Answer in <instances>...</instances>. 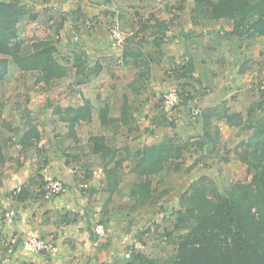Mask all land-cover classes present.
Instances as JSON below:
<instances>
[{
	"label": "trees",
	"instance_id": "obj_1",
	"mask_svg": "<svg viewBox=\"0 0 264 264\" xmlns=\"http://www.w3.org/2000/svg\"><path fill=\"white\" fill-rule=\"evenodd\" d=\"M195 1L200 9L193 11L194 17L233 19L232 29L225 32L227 38L249 40L264 36V13L253 16L243 13L247 11L253 0ZM31 11L32 7L22 3L21 0H0V89L9 74L11 61L22 72L18 80L25 83V77L29 74L33 75L34 83L42 86L41 91L48 89L54 79L71 73V66L63 64L56 54L58 47L53 35L58 34L66 21L64 12H60V16L55 17V32L52 35L35 40L30 54H21L24 39L19 35V22ZM36 15L33 14L31 17L34 19ZM148 26L149 24H143L140 29L145 30ZM153 27L156 35L154 42L161 46L167 36L169 25L166 21L155 18ZM159 30L163 31L161 35H157ZM137 37V34H133L126 39L122 59L127 61L132 58L137 67H143L139 72L138 82L139 87H145V83L150 79V63L153 61V56L144 50V38ZM73 66L76 67V74H81L80 83L88 81L102 69L100 64L88 66L80 55L75 56ZM244 70L245 68L241 69ZM194 72L192 60L185 65H176L172 69L175 79L188 76L196 78ZM200 91L197 89V94ZM181 96L186 100L189 98L184 92ZM48 106L52 107V113L67 126L65 134L55 135L57 147L69 161L78 163L85 154L77 150L80 142L77 127L82 121L92 120L90 101L86 99L83 105L64 107L48 100ZM4 107L5 100L0 97L1 118ZM15 107L21 109V103H15ZM130 108L131 105L125 99L122 113L116 118L109 116V105L105 104L99 111V119L103 125L110 124L115 129V136L91 133L88 137L91 152L100 157L103 165L107 200L113 197L124 177L127 176L132 183L129 194L135 200V207L155 204L159 195L157 186H154L153 176L181 172L187 160L185 156L187 152H201L195 162H199L201 157H217L219 160L228 161L230 154H233L245 165L251 178L232 182L226 188L207 174L192 181L180 196V207L175 214L173 213L175 218L172 220L171 228H166L164 232L156 230L160 233L161 239H168L175 245L173 257L154 256L141 247L133 246L125 263L114 260L99 264H264V91L262 90L260 98L249 104L245 113L233 110L229 101L224 99L217 104L195 110L194 116L189 113V117L201 120V133L191 135L187 139L178 134L168 135L161 142L144 145L134 151L128 145L113 143L119 126L126 125L130 131L139 127ZM22 113L23 123L20 125H15L14 121L4 118L2 120L0 167L14 160L9 153L13 143L21 145L22 150L35 147L39 155H43L44 148L37 146L42 138L39 123L29 109L24 107ZM221 121L240 130L248 129L250 132L234 147L227 148L221 143L219 125ZM152 122L176 126L175 122L168 120L165 115L155 116ZM220 145L226 154L221 153ZM17 159L19 165H23L21 159L19 157ZM128 160L130 163H126ZM47 164L48 159L45 157L38 169H42ZM81 166L86 167L85 179L91 178L93 175L91 164L82 162ZM41 182L40 195H44V185L47 181ZM25 189L26 185H23L20 192ZM95 190L96 188L91 190L92 193ZM20 194L19 197H23ZM3 216L5 217L6 214L4 213ZM63 218L67 222L70 221L68 215ZM146 231H150L149 228L142 233ZM11 247L9 243L4 244L0 240V264H6L3 259L7 253L12 254ZM17 264L37 263L24 260Z\"/></svg>",
	"mask_w": 264,
	"mask_h": 264
},
{
	"label": "crops",
	"instance_id": "obj_2",
	"mask_svg": "<svg viewBox=\"0 0 264 264\" xmlns=\"http://www.w3.org/2000/svg\"><path fill=\"white\" fill-rule=\"evenodd\" d=\"M45 5V7H48V5L55 6L53 10H44V8H39V5L38 9L35 10V14H37L36 18L31 20V24L35 25L37 29V31L34 30L36 33L32 36H41L40 34L44 33V37L26 40L27 38H23L26 36L24 29L20 25L21 20H24L26 16H23L19 22V35L21 39H24L21 49L22 55H28L33 51L32 43L35 40L44 39L53 34L51 29H54L55 17L60 16L62 7L60 3ZM67 25L65 23L61 27L56 37H59V33L61 34L63 30H68ZM97 39L93 44V46H96L91 51L97 54V60L94 65L100 64L102 66L97 75H93L88 81L80 83L81 74L77 75L76 67L71 66V73L69 75L54 79L51 82L52 84L53 82L57 83L61 81L64 85L63 90L66 89L65 95L67 97L66 101L63 102L62 100L61 102V105L64 107L83 105L86 99L90 101L93 118L91 121H82L77 127V134L80 139L77 150L79 149V152L85 154L82 159L79 160L78 164L69 161L66 155L57 147L55 135L49 138L43 137V129L40 124L38 126L42 133V138L37 146L44 148L43 155L40 156L36 148L33 147L32 149H25L27 157L26 155L19 157L22 152V147L19 144H16L13 149L11 148V152L9 151L10 155L13 154V157H19L23 165L18 170L12 171L9 177H4L5 179L1 180L0 194L2 198L7 200L5 204H9L16 212L12 217L1 216L4 218L1 231L11 241L8 243L14 251H12L11 255L8 253L5 255L4 262H7L8 258H10L9 261L11 262L9 263L12 264H17L24 260L34 261L37 264H99L103 261H113L118 258L122 261H127L129 257L128 251H131L133 246L144 248L146 252H149L145 244L144 234H148L150 231L142 233V231L148 229L144 224L137 231L134 229L128 230L129 228L123 222L116 221L115 211L117 202L115 195L120 188L108 202H102L103 210L100 207L93 208L94 203L91 200V196L106 192L104 190L106 184L103 182V165H101L100 157L91 152L88 137L83 138L81 136L79 127L81 125H88L91 122L105 135L115 136V129L110 124L103 125L101 123L99 111L105 104H108L109 116L117 118L121 115L125 99H127L131 105V114L136 119V124L139 127L130 131L126 125L119 126L113 143L118 144V142H121L120 138H124V145L129 144L128 146L134 151L143 146L144 139L147 137V134L144 133L145 131L149 132V130H153L152 134H157L156 136L160 137L161 135L157 132L164 124L152 122L155 116L160 115L159 107L153 102V99H158L161 84L167 80V76L164 75V67L169 66V62L166 65L164 63L166 60L161 62L159 59L153 58V61L150 63L152 92H149L150 87L147 82L145 83L148 86L147 88L139 87V72L143 70V67H137L134 60L129 58L126 61V67H117L114 70L115 54L112 56V61H109L111 57L107 59L105 56L108 53V43L106 44V42ZM165 39L166 42L161 45V49L164 51L169 52L172 50V54L174 55L176 50L179 49L178 46L181 45L186 51L189 50V59L194 64V75L200 81L196 78L190 80L196 89L202 90V92L198 93V95L196 94L193 98L197 102L199 109L217 104L226 99L233 110L245 113L249 104L257 99L253 88L256 86V79L263 76H259L260 73L257 71L258 68H256L259 62H253L247 67L248 64L243 60L244 56L239 54L240 49L238 50L239 44L237 43L239 40L236 37L228 39L219 34L202 37L201 33L197 34L194 30L180 28L179 37L174 39L172 36H169ZM67 43L71 47L72 52L68 50L69 47L64 48V52L62 50L59 55L61 61H64L63 57L65 56H68L69 60L73 56V61L76 55H80L88 66H94L88 64V55L78 50V42L74 41L73 37H70ZM57 47L59 49L58 45ZM149 53L152 55V50ZM66 61L64 63L69 64ZM12 62H10L9 73L14 65V69L22 74L19 67L14 62L12 64ZM243 68L245 70L241 71ZM116 71L118 74L114 75ZM29 75H27V78ZM30 77L31 82L34 83L35 77L33 75H30ZM203 88L207 89V91L203 92ZM39 96L40 103H38L39 105L34 111L32 110L31 112L30 110L31 114L35 118H41L50 110V114L56 116L52 113V107L48 106V99H46L45 95L40 93ZM44 100H46L45 103H42ZM190 105L189 102L187 106L189 107ZM198 108L195 105L192 107L194 111L198 110ZM180 113L184 114L185 111ZM147 114L151 115L150 121L145 120V118H150ZM182 116H175L176 119L179 117L178 120H181V124H185L189 120H193L194 124L201 122L200 119H196L195 122L189 115L183 116L184 119ZM58 123L61 124V131L65 134L67 130L66 123L59 119ZM58 126L57 124L54 127ZM45 130L47 131V128ZM131 140L132 144L129 143ZM140 140L143 143L135 146V142ZM163 140H159V142ZM82 145L83 149L80 148ZM196 155L198 156V154H195V157H197ZM45 157L48 159V164L43 166L42 169H38L39 164ZM82 162L91 164L90 169L93 175L91 178L82 179L81 181L86 170V167L83 168L81 166ZM127 162L130 163L129 160ZM0 171L2 172V169ZM51 179H61L64 184L63 191L58 195L46 198L44 195H40L42 191L41 181ZM124 180L121 182L120 187H122ZM23 185H26V189L20 192V195L23 197H19V194L17 197L11 196V190L18 188L20 191ZM95 188L96 190L92 193L91 190ZM8 201L11 203H8ZM1 205L4 207L0 202ZM9 209L11 208H6V210ZM65 215L70 217L69 222L63 218ZM98 218L104 220L106 224L107 234L103 238H99L94 231L96 221L99 220ZM32 230L38 231L41 237L49 241L50 248L48 250L40 253L30 252L29 255L26 253L22 246L23 236ZM139 231H141V234L138 233ZM140 240H144V242H140Z\"/></svg>",
	"mask_w": 264,
	"mask_h": 264
},
{
	"label": "rangeland",
	"instance_id": "obj_3",
	"mask_svg": "<svg viewBox=\"0 0 264 264\" xmlns=\"http://www.w3.org/2000/svg\"><path fill=\"white\" fill-rule=\"evenodd\" d=\"M21 2L26 3L32 7L31 13L25 15L26 18L24 20H21L20 22V25L23 27L24 33L26 35L23 38H27L26 40H32L35 37L41 38L45 36L44 33L40 34L41 36H32L36 33L34 32V30L37 31V29L35 25L31 24V20L33 19L31 15L36 13L35 10L38 9V6L40 5L39 8H44V10H53L55 5H48V7H45V4H61V10L62 12H64L63 16L66 19L64 24H68V30H63L61 34L59 33V37H56L57 34L54 33L55 29H51V31H53L54 33L53 35L56 38V44L59 46V49H57L56 52L58 57L61 54L62 50L64 52V48L66 47H69L68 50L72 52V49L68 45L67 41L70 40V37H73V40L78 42V50L81 52H85L88 55V64L94 65L97 60V54L91 51L96 46H93V44L96 41V38H98L99 40L106 42V44L108 43V53H106L105 56L107 57V59L111 57L109 61H112V56H114L115 54L114 70L117 69V67H126L127 63L122 59L125 44L120 47H114L112 45L110 28L113 26H117L126 34L127 38L131 37L133 34H137V38L143 37L145 40L144 50L146 52H151L152 50L153 58H157L161 62L166 60L164 62L166 63V65L169 62V66L164 67V75L167 76V80L165 83L161 84V91H159L160 95L157 100L153 99V102L158 105L159 114L165 115L168 120H172L173 122H175L176 126H172L169 124L162 125L157 132L161 135L160 137H157V134H152L154 132L153 130H149V132L145 131L144 133L147 134V137L144 139L145 141L143 146L159 142V140H163L168 135L178 134L180 137L187 139L191 135L201 133V122L194 124L192 122L193 120H189V122L181 124V120H178L179 117L178 119H176L175 117L182 116L183 113H180L182 111H185L183 116L190 114H193L192 116H194V110L192 109L193 105L198 108L197 102H195L193 98H190L191 96H195L194 93L197 94V89L196 87H194L192 81L190 80L194 78L188 76L182 77L180 79H175L172 74L173 67H175L176 65H185L189 60H191L189 59V50L186 51V49H184L182 45L178 46L179 49L176 50V53H174V55L172 54V50L169 52H167L166 50H162V46H158L154 42V37L156 35L154 33L155 28L153 27V24L155 23V18L164 20L168 23L169 28L166 31V38L169 36H172V38L174 39L179 37L180 28H184L186 30H194L197 34L201 33L202 37L219 34L220 36L227 38L225 36V32L232 29L233 19L221 18L218 20H208L202 16L194 17L193 11L195 9H200L195 0H21ZM243 13H246L250 16L264 13V0H253L247 11H244ZM152 21L153 23H151ZM143 24H149V26L145 30H141L140 28L143 27ZM161 31L162 30H159L157 35H161V33L163 32ZM258 38L249 40L237 38L239 40L237 42L239 44L238 50L240 49L239 54L244 56L243 60H245V63L248 64L247 67H249V64H252L253 62H259L256 68H258L257 71H259L260 73L259 76H263L256 79V86L253 88V92L256 93L255 95H257V99L260 98L262 94L261 84L262 82H264V36ZM165 42L166 41H164L161 45H163ZM29 45L31 46V44ZM117 50L118 52L116 53ZM66 59L68 60L66 61ZM72 59L73 56L70 60L68 56L63 57V60L68 62L69 64L64 63V61H60L67 66H73ZM12 64L14 63L12 62ZM117 74L118 73L116 71L114 75ZM17 76H19V79L21 74L18 70L14 69L13 65L10 73L7 75L2 85L3 87L0 89V97L5 100V107L2 109L3 118L8 121H14L15 125H20L23 123L21 115L23 114L22 110L24 107L31 110L32 112V110L34 111L35 108L39 105L38 103H40V93L44 94L46 99L52 100L54 104L61 105L62 100L63 102L67 100V97L65 95L66 89L63 90L64 85L61 83V81H58L57 83L53 82L48 87V89L41 91L42 86L32 83L30 75L28 76V78L26 76L27 81L25 83L20 82L18 79H16ZM147 83L150 87L149 92H152L150 79ZM148 86L146 84L145 88H147ZM172 89L177 90L179 94V101L173 107H167L164 104V95ZM203 91L206 92L207 89H204ZM182 92H184L186 96H189L187 100L181 96ZM200 92H202V90ZM45 101L46 100L42 101V103H45ZM17 102L21 103V109L15 107V103ZM189 102L191 105L188 107L187 105L189 104ZM147 115L150 118H145V120H151V115ZM3 118H1L0 116V125L2 124ZM192 119H194L196 122V118L192 117ZM36 120L42 126L43 137L49 138L50 136L56 134L59 135L62 133L61 124L58 123V117L51 115L50 110L41 118L37 117ZM57 124L59 126L54 127L57 126ZM219 125L222 135L221 143L227 148L234 147L240 140H242L243 137L246 138V136H248L250 132V130L248 129L240 130L239 128L229 126L223 121L219 122ZM46 128L47 131L45 130ZM79 133L83 138H87L91 133L102 132L99 131V129L90 122L88 123V125H81L79 127ZM16 139L17 138L15 137V141ZM120 141L121 142H118V144H125L124 138H120ZM141 141L142 140L135 142V146L139 143L142 144L143 142ZM38 143L37 145H39ZM129 143L132 144V140L129 141ZM15 145L16 144L13 143V146L11 148L13 149ZM220 147L221 153L226 154L221 145ZM80 148L83 149V145ZM195 154H198V156H200L201 152L186 153L185 156L187 160L182 166L181 172L171 174L161 173L163 175L158 174L153 176L154 186H157L159 195L155 204L135 207V200L131 198L129 194L132 183L127 176L124 177L125 180L123 182V185L115 195V200L117 202V208L115 211L116 221L123 222V224H125V226L129 228L128 230L134 229L138 231L142 224H144L146 228H149L150 232H148V234H144L145 244L147 245V249L149 251L147 253L149 254L156 255L158 257L164 256L166 258L174 256L175 245L173 243H170L168 239H161L160 233L156 232V230L164 232L166 228H171L172 220L175 218V215H173V213L175 214L176 210L180 207V196L190 186L192 181L196 180L203 174H207L214 177L223 188H226L232 182L245 181L251 178V174L247 172L245 165L242 164L240 160L233 154H230V159L228 161L219 160V158L217 157H201L202 159L200 158L199 162H195L197 160L196 158H198L197 155V157H195ZM23 155H26L27 157V153L25 152V150H22L19 157ZM17 158L18 157H14V160H10L6 163L5 166L0 168V170L2 169V172L0 171V183H2L1 180H3L4 177H9L12 171H16V169H19L21 165H19V159ZM82 179L85 180V177L81 178V181ZM1 185L2 184H0V186ZM19 193L20 191L18 190V188H15L10 192L11 196L14 197H17ZM160 193L162 195H160ZM92 196L91 200L94 203L93 208L100 207V209L103 210L102 202L109 201L107 200L108 192H104L102 194L100 193L97 195L94 194ZM0 199H3L0 200V202L4 206H0V240L1 242H4V244H6L11 241L8 240V238L5 237L4 233L1 231L4 219L1 216L3 215V213H5L6 217H12L16 212L9 204H5V201L7 200L2 198L1 194ZM8 203L11 202L8 201ZM9 207L11 209L6 210V208ZM98 219L99 220L96 221V224L98 222L104 223V220H102L101 218ZM32 232L40 235V233L36 230L28 231L23 236V240ZM138 233L141 234V231H139ZM140 242H144V240H140ZM129 252L130 250L128 251V254ZM26 253L28 255L30 254V252L27 251ZM9 260L10 258H8V261L6 260L7 262L5 263L8 264L9 262H11ZM116 260L121 263L126 262L122 261L120 258Z\"/></svg>",
	"mask_w": 264,
	"mask_h": 264
},
{
	"label": "built area",
	"instance_id": "obj_4",
	"mask_svg": "<svg viewBox=\"0 0 264 264\" xmlns=\"http://www.w3.org/2000/svg\"><path fill=\"white\" fill-rule=\"evenodd\" d=\"M112 45L114 47L122 46L127 39L126 34L117 26L110 28ZM261 89L264 91V82L261 84ZM179 101V94L176 89H172L164 95V104L167 107H173ZM63 181L61 179H54L46 182L44 185V197H52L58 195L63 191ZM95 234L99 238H103L107 234L106 225L98 222L94 228ZM23 247L27 252L40 253L50 248V243L39 234L30 233L28 237L23 240Z\"/></svg>",
	"mask_w": 264,
	"mask_h": 264
}]
</instances>
